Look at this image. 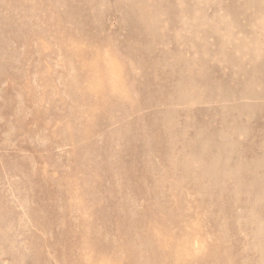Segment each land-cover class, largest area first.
Instances as JSON below:
<instances>
[{"label":"rangeland","instance_id":"1","mask_svg":"<svg viewBox=\"0 0 264 264\" xmlns=\"http://www.w3.org/2000/svg\"><path fill=\"white\" fill-rule=\"evenodd\" d=\"M0 264H264V0H0Z\"/></svg>","mask_w":264,"mask_h":264}]
</instances>
